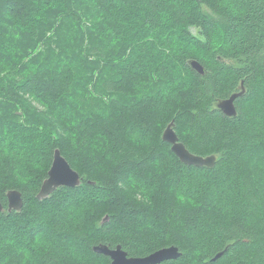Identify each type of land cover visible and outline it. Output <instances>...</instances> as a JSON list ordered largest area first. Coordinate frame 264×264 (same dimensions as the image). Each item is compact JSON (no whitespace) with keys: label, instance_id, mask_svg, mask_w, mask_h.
Returning a JSON list of instances; mask_svg holds the SVG:
<instances>
[{"label":"trees","instance_id":"16d2710c","mask_svg":"<svg viewBox=\"0 0 264 264\" xmlns=\"http://www.w3.org/2000/svg\"><path fill=\"white\" fill-rule=\"evenodd\" d=\"M261 91L264 0H0V264H109L100 243L264 264ZM55 149L81 183L41 199Z\"/></svg>","mask_w":264,"mask_h":264},{"label":"water","instance_id":"95a60500","mask_svg":"<svg viewBox=\"0 0 264 264\" xmlns=\"http://www.w3.org/2000/svg\"><path fill=\"white\" fill-rule=\"evenodd\" d=\"M191 65L199 73H204L203 65L197 60H192ZM245 87L242 82L241 91L235 92L229 98L220 100L217 107L225 115L229 117H235L237 115V107L235 101L238 97L244 95ZM174 121H172L163 133V139L172 144L171 149L180 160L187 165H194L197 167H209L215 166L217 156L215 154L202 156L191 152L186 145L180 141L174 128ZM81 183V175L78 171L73 168L68 160L63 156L59 149H55L54 157L51 164V168L48 171V176L44 179L41 189L38 193V197L43 199L60 186L76 187ZM8 198V210L20 211L24 204V199L21 191L17 189H11L7 193ZM4 210V205L0 201V211ZM93 251L98 254L110 256L112 259L111 264H160L162 262L177 259L181 256V251L178 246L170 245L159 248L145 256H128V252L123 249L119 244L114 248L109 245L100 243L93 246ZM221 255L218 254L216 258Z\"/></svg>","mask_w":264,"mask_h":264},{"label":"rangeland","instance_id":"374dc122","mask_svg":"<svg viewBox=\"0 0 264 264\" xmlns=\"http://www.w3.org/2000/svg\"><path fill=\"white\" fill-rule=\"evenodd\" d=\"M194 31V30H193ZM194 32H196V31H194ZM264 93L261 91V92H259L258 94H257V97L258 98H260V97H262V95H263ZM79 251V250H78ZM79 253H80V255H83V253L81 252V251H79ZM84 256V255H83ZM81 259H83V260H85V261H91L92 260V258H87V259H84V258H81Z\"/></svg>","mask_w":264,"mask_h":264},{"label":"flooded vegetation","instance_id":"af4514ba","mask_svg":"<svg viewBox=\"0 0 264 264\" xmlns=\"http://www.w3.org/2000/svg\"><path fill=\"white\" fill-rule=\"evenodd\" d=\"M111 248H114V247H111ZM148 255V254H147ZM106 256V255H105ZM128 256L130 257V256H133V255H130L129 253H128ZM107 258H108V260H109V264H111V262H112V259H111V257L110 256H106ZM163 263V262H162ZM161 264V263H160Z\"/></svg>","mask_w":264,"mask_h":264}]
</instances>
